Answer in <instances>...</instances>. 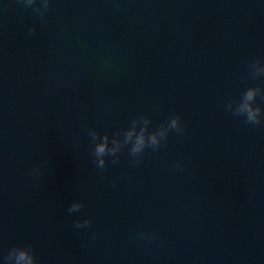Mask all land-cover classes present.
I'll return each instance as SVG.
<instances>
[{
	"label": "water",
	"instance_id": "1",
	"mask_svg": "<svg viewBox=\"0 0 264 264\" xmlns=\"http://www.w3.org/2000/svg\"><path fill=\"white\" fill-rule=\"evenodd\" d=\"M260 66L264 0H0V260L264 264ZM250 87L257 123L234 111ZM173 115L98 164L93 132Z\"/></svg>",
	"mask_w": 264,
	"mask_h": 264
},
{
	"label": "clouds",
	"instance_id": "2",
	"mask_svg": "<svg viewBox=\"0 0 264 264\" xmlns=\"http://www.w3.org/2000/svg\"><path fill=\"white\" fill-rule=\"evenodd\" d=\"M34 0H24L25 6L32 5ZM48 0H42V6H47ZM29 34L34 32V28H28ZM256 70L258 72H264V66L257 67ZM258 88L250 87L248 88L240 102L237 104L235 108V113L238 115H243L249 123H257L260 119L261 109L259 106H254L252 101L256 96ZM138 121L133 120L131 122V126L126 128L122 135L123 141L118 139L116 136H113L111 140L107 134L103 136H99L98 133L93 132L92 137L95 142L94 147V155L97 158L98 164L103 166L105 161V156H113V163H116V153L121 150L122 143L124 145H130L129 153L133 157L139 156V154L143 153L146 148H151L155 150L161 140L165 137L168 129H178L180 125V117L173 115L167 122L166 127H162L160 129L154 131H148L147 125L149 123L147 118H142V123L138 127ZM98 141V142H97ZM182 167V165H178ZM81 207L79 202H73L70 205L69 211H76ZM89 223L88 220L76 221V227H81L83 225H87ZM138 237L142 239H155V234L146 235L144 233H138ZM95 239V234L92 236ZM4 261H9L11 264H36V259L33 252L24 246H17L9 250L8 255L0 260V264H4Z\"/></svg>",
	"mask_w": 264,
	"mask_h": 264
}]
</instances>
